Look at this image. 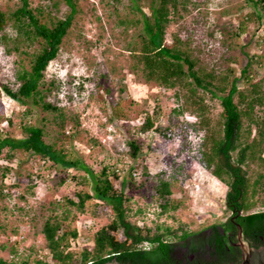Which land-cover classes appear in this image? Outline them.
<instances>
[{"label":"rangeland","instance_id":"obj_1","mask_svg":"<svg viewBox=\"0 0 264 264\" xmlns=\"http://www.w3.org/2000/svg\"><path fill=\"white\" fill-rule=\"evenodd\" d=\"M19 1L0 0V10L9 12ZM27 1L36 14L41 11L40 19L48 24L65 17L69 11L64 1H59L55 7L52 4L56 0ZM75 1L76 12L69 34L58 56L47 65L42 86L49 87L46 100L63 108L66 115L77 121L73 123L68 118L65 121L64 134L75 133L71 145L58 131L57 119H54L57 112L44 111L31 100L22 106L2 90L5 83L17 88L15 73L20 66L28 67L31 55L37 50L36 44H21L18 50L10 52L0 44V133L20 138L24 135L22 124L42 126L46 142H62V146L81 156L94 172L103 167L111 170L121 166L124 171L132 162L127 141L131 133H137L144 143L136 161L135 181L125 186L121 185V178L113 181L114 188L122 191L126 198L128 221L152 229L157 226L180 228L177 229L180 234L184 229L197 231L225 220L230 213L225 204L226 187L201 166L202 133L189 126L195 117L176 112L179 101L175 100L173 90L148 86L129 73L126 43L135 40V28L120 21L140 18V11L148 14V0ZM190 2L187 11L181 12L183 17L170 25V31L183 23L186 30L180 32L181 36L191 32L192 45L205 44L203 55L209 60L221 56V50L215 49L220 45L217 39L221 34L236 26L249 12H255L250 0ZM262 6V20L246 22L222 60L225 67L231 66L238 73L246 60L243 50L254 62L259 57L260 62L254 63L251 74L253 81H261L264 91V3ZM125 28L128 29L125 31ZM4 31L14 36L10 23L5 25ZM237 84L245 85L242 80ZM206 102L211 106L215 104L213 116L219 112L218 101L208 99ZM113 108L119 110L117 118L113 117ZM146 113H150L155 122L148 131L140 133L138 127ZM258 114L264 116V112ZM57 136L60 137L56 139ZM48 164L28 152L4 149L0 153V260L16 264L24 260L26 264H36L37 258L42 259L40 264L55 262L41 231L51 214L61 216L64 210H70L65 222L72 220L70 224L79 233L71 240L73 250L91 246V235L107 223L108 213L95 199L87 200L81 210L67 203V199L77 202L76 192L80 190L91 193L89 179L82 183L85 172L69 168L67 179L59 182ZM161 180L170 184L168 201L179 203L175 210L160 213L165 199L158 197L155 186ZM262 187L256 194L260 200L264 199V184ZM262 209L264 206L258 203L251 211ZM118 235L123 238L120 232ZM169 238L174 239L172 235Z\"/></svg>","mask_w":264,"mask_h":264},{"label":"trees","instance_id":"obj_2","mask_svg":"<svg viewBox=\"0 0 264 264\" xmlns=\"http://www.w3.org/2000/svg\"><path fill=\"white\" fill-rule=\"evenodd\" d=\"M59 1H64L69 11L65 17L51 20V24L41 20V11L36 14L27 0H20L9 12L0 10V44L6 51L18 50L21 44L37 46L28 67L20 66L15 73L17 88L5 83L2 90L22 106L31 100L33 105H39L44 111L57 112L54 119H57L58 131L68 138V145H71L75 133L64 134L65 121L68 118L77 123L76 119L66 115L60 106L48 102L49 87H42L47 65L58 56L76 12L75 0H56L52 5L57 6ZM250 1L255 12H249L236 26L221 34L217 39L220 45L215 48L221 50V56L213 61L203 55L205 44L192 45L191 32L181 36L180 32L186 30L183 23L175 31H170V25L183 17L181 12L187 11L190 0H148V14L140 11V18L120 21L135 28V40L126 43L129 73L148 86L173 90L175 100L179 101L174 110L178 114L189 113L195 117L189 126L202 133L201 166L210 170L218 183L225 185V204L236 218L213 222L197 231L184 229L180 234L177 230L180 228L173 230L169 226H157L152 229L131 223L127 220L126 198L122 191L114 188L113 181L121 178L122 186L135 181L133 173L137 170L136 161L144 143L140 135L131 133L127 141L132 162L124 171V166H121L111 170L103 167L94 172L81 156L62 146V142H46L42 126L24 123L21 127L24 135L20 138L0 133V153L4 149L28 152L48 162L59 182L67 179L69 168L85 172L82 183L89 179L91 193L80 190L76 192L77 202L67 199V203L81 210L87 200L95 199L108 213L107 223L91 235L92 245L77 250L71 249L70 244L79 235L78 230L70 224L72 220L65 222L70 210H64L61 216L49 215L41 231L55 261L50 264H105L111 261L118 264H239V241L234 244L238 225L242 229V239L250 247H264V209L251 211L258 203L264 206V199L256 197L264 184V116L258 114L259 111L264 112V91L261 81H253L251 74L254 63L260 60L256 57L254 62L243 50L246 60L238 73L231 66L225 67L222 60L231 42L244 30L245 23L262 20L264 0ZM7 23L11 24L14 36L4 31ZM239 80L245 84L243 87L238 86ZM105 91L110 94L108 87ZM208 99L219 103L220 110L214 116L212 108L215 104L209 105ZM112 111L113 117L117 118L119 110L113 108ZM154 122L155 118L146 113L138 127L139 132L148 131ZM155 192L165 199L160 213L177 208L178 202L168 201L171 194L168 181L161 180L155 186ZM119 232L123 238H119ZM179 244L185 245L188 253H194L192 261L176 257L175 247ZM35 262L40 264L43 261L37 258ZM0 263L16 264L4 260ZM26 263L24 260L20 264Z\"/></svg>","mask_w":264,"mask_h":264},{"label":"water","instance_id":"obj_3","mask_svg":"<svg viewBox=\"0 0 264 264\" xmlns=\"http://www.w3.org/2000/svg\"><path fill=\"white\" fill-rule=\"evenodd\" d=\"M238 245L241 249V261L239 264H264V247H250L241 238V228L238 234ZM105 264H118L116 261L107 262Z\"/></svg>","mask_w":264,"mask_h":264},{"label":"flooded vegetation","instance_id":"obj_4","mask_svg":"<svg viewBox=\"0 0 264 264\" xmlns=\"http://www.w3.org/2000/svg\"><path fill=\"white\" fill-rule=\"evenodd\" d=\"M229 217H232V219H235L236 218L235 215L233 213H231V212L229 213V216L227 218H229ZM240 228H241V226L238 225V230H237V232L235 234V242H234V244L236 243V241H239L238 234H239ZM241 238H243V236H242V229H241ZM246 243L250 246V244L248 242H246ZM186 252L188 253V248L185 245H182V244L176 245L175 252H174V254L176 255V257H178V258L181 257V258H183V260H184V258L185 259L188 258L190 261H192L193 258H194V256H195L194 253L193 252H191V253L189 252L187 254ZM240 253H241V251H240Z\"/></svg>","mask_w":264,"mask_h":264},{"label":"built area","instance_id":"obj_5","mask_svg":"<svg viewBox=\"0 0 264 264\" xmlns=\"http://www.w3.org/2000/svg\"><path fill=\"white\" fill-rule=\"evenodd\" d=\"M133 174H135V173H133Z\"/></svg>","mask_w":264,"mask_h":264}]
</instances>
